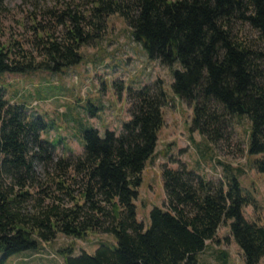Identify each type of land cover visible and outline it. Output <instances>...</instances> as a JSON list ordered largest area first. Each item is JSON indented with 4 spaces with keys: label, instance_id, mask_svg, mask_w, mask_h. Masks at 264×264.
Listing matches in <instances>:
<instances>
[{
    "label": "trees",
    "instance_id": "obj_1",
    "mask_svg": "<svg viewBox=\"0 0 264 264\" xmlns=\"http://www.w3.org/2000/svg\"><path fill=\"white\" fill-rule=\"evenodd\" d=\"M116 13L151 59L167 66L180 62L172 88L194 103L193 131L217 143L232 118H249L248 151L261 154L254 164L264 177V0H95L87 13L78 7L61 13L66 33L49 35L41 61L19 43L18 52L0 43V74L60 71L79 63L81 47L99 37ZM246 24L258 31L257 42L240 35ZM115 87L121 94L122 85ZM127 98L131 118L120 133L107 129L102 137L88 129L83 154L58 161L63 173L56 188L72 205L47 185L41 191L50 203L42 199L30 212L24 203L34 196L29 189L37 182L33 162L39 152L50 157L53 144L42 138V118H29L25 105L11 103L0 87V264L16 253L40 249L59 234L84 238L89 232L113 234L116 247L101 244L93 254L78 256L67 249L62 251L66 264H200V253L226 221L244 264H259L264 221L243 215L250 199L237 176L208 179L184 163L176 169L163 164L166 206L151 209L147 228L138 219L142 174L156 152L169 96L159 78L139 89L129 87Z\"/></svg>",
    "mask_w": 264,
    "mask_h": 264
},
{
    "label": "rangeland",
    "instance_id": "obj_2",
    "mask_svg": "<svg viewBox=\"0 0 264 264\" xmlns=\"http://www.w3.org/2000/svg\"><path fill=\"white\" fill-rule=\"evenodd\" d=\"M94 5L95 0H0V43L14 47L16 52L20 48L16 43H19L41 61L49 35L61 38L66 33V17L60 18L61 13L77 7L87 13ZM240 35L257 42L259 33L246 24ZM80 52L79 63L60 71L0 74V87L7 99L24 104L29 118L41 117L46 126L42 138L53 144L50 157L44 152L40 156L39 152L33 162L37 182L29 188L34 196L24 203L26 210L34 212L42 199H45L43 204L50 203L46 192L41 191L47 185L51 187L50 193L64 198L65 205H72L69 197L56 188L55 181L63 173L58 161L74 160L83 154V133L88 129L99 130L102 137L107 129L120 133L123 124L131 118L128 88L139 89L161 78L169 101L164 107L165 123L156 152L142 174L136 200L138 219L147 228L151 209L166 206L163 164L176 169L184 163L188 170L208 179L226 180L227 176H237L243 194L250 199L243 207V215L251 222L264 221V177L254 164L261 154L248 151L251 123L247 116L232 118L225 137L217 143L193 131L194 103L184 101L172 88L174 71L181 68L180 62L167 66L151 59L133 39L130 27L118 13L107 18L100 36L83 45ZM116 83L122 85L121 94ZM101 244L113 248L117 240L113 234L100 232H89L84 238L59 234L56 239L43 242L38 250L11 255L5 264H66L62 251L72 249L73 256L82 251L93 254ZM2 256L0 253V259ZM199 260L200 264H244L243 252L231 234L230 221L220 227L214 241H208ZM259 264H264V257Z\"/></svg>",
    "mask_w": 264,
    "mask_h": 264
}]
</instances>
